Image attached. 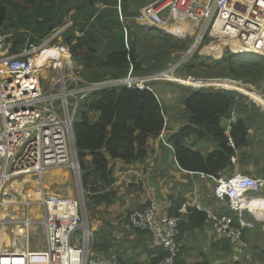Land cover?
Here are the masks:
<instances>
[{"label": "built area", "instance_id": "1", "mask_svg": "<svg viewBox=\"0 0 264 264\" xmlns=\"http://www.w3.org/2000/svg\"><path fill=\"white\" fill-rule=\"evenodd\" d=\"M137 20L150 30L157 26L174 36L180 33L181 26L173 22H191L201 33L187 55L205 35H208L213 51L218 44L231 54L264 55V0H155L141 8ZM72 25L71 20L65 21L41 44L29 42L19 53L10 51V44H6L0 31V195L11 180L26 175L42 176L56 168L68 169L81 179L74 127L82 103L104 88L120 85L144 88L149 86V81L170 76L168 71L142 77L129 72L122 78L86 80L80 70L72 66L70 47L53 44L54 39ZM78 35H84V32H78ZM45 53L49 56L40 62ZM224 53L222 51V55ZM184 59L180 63L185 62ZM50 70L59 75L49 86H44L43 72ZM186 79L195 89L215 85L206 79L197 81L192 76ZM178 82L189 86V83ZM236 83L228 79L216 86L239 88L233 85ZM245 91L249 92L242 88V93ZM263 190L262 177L236 173L227 178H216L214 195L240 213L239 224H235L231 216L196 199L187 202L180 215H171L165 220L157 219L158 203L153 201L146 208L132 212L129 224L133 229L147 230L155 245L167 250L168 255L159 264H176L181 251L179 226L187 206L204 211L208 223L220 238L246 245L244 230L254 224L243 219L242 212L253 201L248 195ZM40 201L44 215L31 218L26 214L22 223L28 233L33 226L43 227L46 247L0 248V264H125L119 255L106 256L93 251L95 231L84 216L80 198L42 192ZM2 204L0 201V206ZM258 219L264 221V214L258 215Z\"/></svg>", "mask_w": 264, "mask_h": 264}, {"label": "trees", "instance_id": "2", "mask_svg": "<svg viewBox=\"0 0 264 264\" xmlns=\"http://www.w3.org/2000/svg\"><path fill=\"white\" fill-rule=\"evenodd\" d=\"M149 3V0H25L24 3L0 0V5L5 4L9 9L7 22L28 17L36 24H49L65 9V21L71 20L73 25L63 32L59 41L70 47L73 60L81 67L80 73L88 81L122 78L129 72L135 76H149L165 69L168 65L166 59L172 54L169 51L188 49V43L181 38L166 33L160 27L149 30V26L137 20L141 8ZM0 31L3 33L5 29L1 28ZM78 32H84V35L79 36ZM9 33L11 37L5 42L10 44L12 53H19L29 42L40 40L28 31ZM55 43H58V38L54 39ZM147 47L150 49L146 51ZM151 48L156 52H151ZM209 59L212 58L196 54L185 65L187 73L198 75L199 70L196 73L194 71L201 67L217 77L264 87V55L229 52L215 59L212 65H209ZM159 83L152 82L144 88L125 85L108 87L93 93L84 101L83 112L75 122L74 135L89 211L111 204L117 198L114 189L116 177L111 161L144 159L149 152L150 139L157 137L165 128L166 112L157 92L159 89L152 88L159 86ZM246 99V95L227 88L201 87L189 90L183 99L184 108L189 114L188 124L170 137L182 169L220 176V171L235 156L236 149L249 142L246 120L238 118L233 122L230 135H227L222 124V119L231 115L235 104L246 106ZM192 136L200 140L213 138L217 147L205 155L187 144V139ZM185 202L183 197L175 198L169 210L170 215H180ZM225 213L233 218L235 224H239L240 218L234 211L227 210ZM207 219L204 211L189 207L179 226V240L183 239L187 230L206 225ZM134 230L138 234H149L147 230ZM103 232L107 235L98 232L99 239L95 234L93 251L109 256L116 252L114 249L117 244L109 234L112 232ZM212 247L229 251L230 239L219 238L212 243ZM184 252L185 245L176 258V264H187ZM148 253L156 254L151 258L152 264H157L168 255L163 248H154ZM119 257L128 264L120 254ZM195 264L210 263L206 260Z\"/></svg>", "mask_w": 264, "mask_h": 264}, {"label": "crops", "instance_id": "3", "mask_svg": "<svg viewBox=\"0 0 264 264\" xmlns=\"http://www.w3.org/2000/svg\"><path fill=\"white\" fill-rule=\"evenodd\" d=\"M149 1L151 3L155 0ZM165 32L167 33L166 30ZM61 36L62 34L58 38V43L55 44L61 43L59 41L62 38ZM215 48L216 51H212L218 55H222V51H226H224L222 47H219L218 44L215 45ZM53 72L57 74V71L55 70L43 72L44 78L47 79L49 74ZM55 79L56 78H53L52 82ZM161 84L159 83L158 89L160 95L159 98L166 112L165 128L157 137H153L150 139L149 152L144 159L132 162H125L121 159L111 161V166L116 177L114 189L117 191V198L111 204H104L97 207L96 210H99V213L98 215H95L93 217L96 218L95 220L99 222L97 227V230L99 229L98 232L105 231L106 229L112 231L117 225L125 226L124 237H121L120 240L119 238L115 239L116 244L120 243L122 246L116 245L115 249L117 253L113 252L112 254H120V256L126 259L128 264H152L151 258L156 256V254L149 255V250L154 248H163L155 245L150 233L138 234L137 232H134V229L129 228V216L127 217V215L132 210L144 209L151 202L155 201L158 203L157 219L165 220L166 218L171 216L169 210L172 206L173 200L178 197H183L186 200L185 204L196 199L206 205L213 207L214 209L218 210V212H220L221 214L223 213L228 215L225 212H227V210H232L240 218V213L231 209L227 201L219 200L216 197L215 202L212 200L210 192L214 185H216V178H227L233 176L236 173H244L264 178L263 102H260L255 98H250V95L247 93H242V88L240 87L232 89L246 95L248 99L244 101L246 104L245 107H242V104L240 103L235 104L231 115L222 119V124L226 129L227 135H230L233 122H235L238 118H243L244 120H246L249 127V142L247 145L236 149L235 156H232V161L229 165H227L220 171V176L218 177L214 175H207L204 173L191 172L182 169L177 161L174 147L170 142V137L174 133L180 132L186 126V124H188L187 119L189 114L184 108L183 99L185 96L188 95L189 90L196 89L191 86L182 85L184 90H182L181 95L177 97V95L173 93V88L171 87L172 84L175 83H167L163 85ZM208 86L213 87L215 85ZM208 138L205 140H200L198 137L192 136L191 138L187 139V144L192 148L201 151L203 154L208 155L217 147V145L214 143L213 138ZM21 177L25 176H20L19 178ZM19 178L9 181L8 184L12 181H17ZM8 184L5 185L4 190ZM38 197L34 199L25 198L23 200V202H29L27 203V206H23L24 216L28 214L31 218L40 217H34L30 213L32 207H38V209L42 208L43 211V206L40 201L41 196ZM248 198L253 199L252 203L254 201L264 200V190L261 191L259 194L250 193L248 195ZM254 198H257V200ZM32 201H35V204H32L30 206V202ZM206 201H208L209 203L211 201V204ZM183 207L180 209V211L183 209ZM189 207L191 206L186 207V211ZM261 214H264V210L256 213L249 208H245V210L242 212V218L248 222L252 221L253 224L256 221H259L262 226L264 224V221H260L258 219V215ZM247 215H249L251 219H248ZM1 217L3 220L5 219V216ZM125 217H127L126 221L120 222L122 218ZM21 218L22 216L20 218L15 219L19 220ZM255 226L256 225L254 224V227L245 228L244 230L245 234L243 236V240L244 242H246V245H242L240 243L236 244L232 240H230L231 248L229 251H225V249L222 248L215 250L212 247V243L217 241L220 237L216 234V232L212 228V225H210L208 222L203 227H194L192 229L187 230L184 233L183 239L180 240L181 249L185 245L184 258L186 263L195 264L196 262L208 260L210 264H264V253H262L260 257L254 258L253 260L254 255H251V250L250 252H245L244 250L247 249L250 244L248 242V239L250 237L253 238L251 242L255 243L256 245L260 246L262 245V243H264V239L262 237V235H264V227H262V231L260 230V234H257L253 231ZM16 228L18 231L19 229H23V227L20 226H17ZM32 228L36 229L35 226H33ZM119 228V226L116 227V229ZM127 233L128 235H126ZM126 242L132 243L130 249L126 248ZM29 245L30 243L28 241V243L25 244L22 249L26 248ZM42 247H46V240ZM1 249L14 250L13 248L7 247ZM251 249L253 250V248ZM161 261H159L157 264H159Z\"/></svg>", "mask_w": 264, "mask_h": 264}, {"label": "rangeland", "instance_id": "4", "mask_svg": "<svg viewBox=\"0 0 264 264\" xmlns=\"http://www.w3.org/2000/svg\"><path fill=\"white\" fill-rule=\"evenodd\" d=\"M16 1L21 2V3L25 2V0H16ZM173 24L181 26L180 33H178V35L176 37H179L185 43H188V49L187 50L169 51V52H172V54L168 55L169 59H166L168 65L165 67V69L163 68L162 70H159V71L155 70L156 72L153 71L155 73H153V72H151V73H153V74L158 73L159 74L161 72L168 71L170 76L178 78V79H182V78L186 79L188 76H192L197 81L202 80V79H206V80H208V82L217 81L218 79H222L221 81H224V80L228 81V79H230V80L232 79V78H226V77H217L214 74H208L205 71L206 69H203L201 67L194 71L196 73L199 70L198 75H195L193 73H187L185 65L190 60H192L196 56V54H199V55L205 56V57L207 56L208 58H212V59L208 60L209 63H211L209 65L214 64V60L222 58L223 55H218L211 50L210 44H209L210 40L208 39V35H205L204 39L199 44H197V47H195L194 51L187 55V51L189 50V48H191L193 45H195L197 39L199 38L201 30L199 28L193 26L192 23L189 21L173 22ZM145 26H147V25H145ZM153 27L158 28L157 26H152V28ZM148 29L150 30V28H148ZM160 29H163V28H160ZM183 29H185V30L183 31ZM193 29H194V31H193ZM9 32H10V30H8V29H5V31L3 32V34L5 36V40L7 38L11 37ZM43 40L44 39L37 40L36 43L41 44L43 42ZM219 47H222V46H219ZM149 49L150 48L147 47L145 50L147 51ZM151 49L153 50V51L151 50V52H154V53L156 52L155 49H153V48H151ZM224 54H229V50H226ZM183 59L185 62L180 63ZM163 60H165V59H163ZM72 61H73V65H72L73 68L81 70V67L73 60V58H72ZM153 74H151V75H153ZM58 75H59V72H57V74L55 72L49 74L47 79H43V85L49 86L52 83V79L57 78ZM232 80L237 81V83L233 84V85L237 86V84H238V87L243 88L249 92H254L255 94L257 93V95L261 99L262 98L264 99V89H262V88H264L263 86L259 87V86L254 85V84L248 85L247 83H244L240 80H235V79H232ZM152 82H161L162 84L175 83V84H172L171 87L173 88L172 89L173 93H175L177 95V97L179 95H181L182 90H184L182 87L183 84H181L178 81H175L173 79L163 78L160 80L149 81L148 83H152ZM205 82H207V81H205ZM227 83H230V82H227ZM152 85H154V84H152ZM184 86H187V85H184ZM189 86L192 87L193 85L189 84ZM204 87H207V86H204ZM213 87L222 88V86H216V85ZM152 88H155L157 90L158 86L155 85ZM170 90H171V88H170ZM157 92L159 93L158 90H157ZM249 97L252 98L251 96H249ZM83 104H84V102L82 103V105L79 108V115L78 116H81V114L83 112ZM208 139H210V138H208ZM54 170H56V171H54ZM61 171H62V173H61ZM25 177L19 178L21 180L18 179L17 181L10 182L6 186L5 190H3V193L0 195V201L1 202L3 201V204L0 206L1 216H3V217L5 216L4 220L0 216L1 217L0 219L2 220V221L0 220V230H1L0 245H1V248L7 247V248H13V249H15V248L16 249H22L24 247V245L28 243V241L30 243L31 249L43 248L42 245L44 244V242L46 240V232H45L43 227H38L36 229H32L30 232V235L28 232H26V236H25V230L24 229H19V231H18L16 228L17 226L24 227V224L22 223V218L25 217L23 214V209H24L23 206L24 205L27 206V203H29V202L26 203V202H23V200L26 198V196L31 195L32 192H38L39 190L41 192H44V193H61V194H65V195H71V196H74L76 198H80L81 203L83 205L84 216L86 219L89 220L90 225L93 228V230L95 231V234L97 236V233L99 230V229L97 230V227H98L99 222L97 220H95L96 218H93V217L95 215H98L99 210H96V209H95L96 211L95 210H90V211L88 210L87 205H86V199H85L86 193H85V190L83 189V186H82V180L79 177H77L72 171L65 169V168H56V169H51V170L45 172L42 176H34V177H30V178H25ZM51 182H53V183H51ZM43 184H45V185H43ZM215 187H216V185H214V187L212 188V190L210 192L211 196H212L211 198L214 202L216 201L215 195H214ZM36 196H37V194L32 195L33 198H35ZM206 202H208V201H206ZM32 204H35L34 201L30 202V206ZM209 204H211V201ZM207 206H209V205H207ZM135 210H132L131 212H129L127 217L130 216L132 214V212H134ZM30 213L34 217H37V216L42 217L44 215V211H42V208H39V209L36 208V210H35V208L32 207L30 210ZM21 216H22L21 219H19V220L15 219V218H20ZM127 217L122 218V220L120 222H122V221L125 222ZM247 218L251 219V217L249 215H247ZM256 222H254V224L256 226L253 229V231L256 232L257 234H260L259 232H260V230L262 231L263 225L261 226L259 221H256ZM118 226L120 228L116 229V227H118ZM116 227H114V230H112V231H110L108 229H106L105 231L112 232L109 234L111 235V237L114 238V240L118 239V238L120 240L121 237H124L125 226L117 225ZM129 228L133 229L130 226V224H129ZM17 231L19 232V234ZM100 232H101V234L105 233L103 231H100ZM3 233H4V235H8L10 237L9 243L8 242L6 243L7 239L4 238ZM102 235L106 236L107 234H102ZM126 235H128V233ZM23 236H25V237H23ZM262 237L264 239V235H262ZM97 238L99 239L98 236H97ZM252 240H253L252 237H250L248 239V242L250 244L247 247V249H244V250H245V252H248V251L250 252V250H251L250 253H251V255L252 254L254 255L253 256V260H254V258L260 257L262 255V253H264V243H262V245L259 246V245H256L255 243L251 242ZM120 245H121L120 243L117 244V246H120ZM125 246H126V248L130 249L132 246V243L126 242ZM255 247H257V248H255ZM115 248H116V246H115ZM251 248H253V250ZM114 250L116 251V249H114ZM116 253H117V251H116ZM237 256H239V255H237Z\"/></svg>", "mask_w": 264, "mask_h": 264}, {"label": "water", "instance_id": "5", "mask_svg": "<svg viewBox=\"0 0 264 264\" xmlns=\"http://www.w3.org/2000/svg\"><path fill=\"white\" fill-rule=\"evenodd\" d=\"M8 7L5 4L0 5V29H8L13 33L18 31L31 32L39 39L46 38L53 30L62 26L66 19L67 11L64 9L59 16L49 24H36L34 20L28 17L15 19L14 21L7 22ZM222 79H218L217 83H222ZM208 81V80H207ZM213 82V81H210ZM236 82V81H234Z\"/></svg>", "mask_w": 264, "mask_h": 264}, {"label": "bare ground", "instance_id": "6", "mask_svg": "<svg viewBox=\"0 0 264 264\" xmlns=\"http://www.w3.org/2000/svg\"><path fill=\"white\" fill-rule=\"evenodd\" d=\"M175 24V23H174ZM191 25V24H190ZM183 26V25H182ZM180 30V29H179ZM185 29H183V31H184ZM187 30V29H186ZM188 31V30H187ZM190 31V30H189ZM192 31V30H191ZM193 31H194V29H193ZM47 53H45V55H42L41 56V60H40V62H43V60L45 59V56H49V55H46ZM172 72V71H171ZM166 77V76H165ZM168 78H170V79H173V80H175V81H180V82H185V83H189V84H193L192 82H190L188 79H184V80H180V79H178V78H175V77H172V76H169ZM223 82H225V80L223 81ZM212 83H214L215 85L216 84H219V83H217V81H213ZM238 85V84H237ZM245 88V87H244ZM255 91V90H254ZM246 92V91H245ZM247 94H249L252 98H255L256 100H258V101H260V102H263L264 103V100L263 99H261L258 95H257V93L255 94L254 92H246ZM262 94V93H261ZM54 171H56V170H54ZM65 172V171H64ZM63 172V173H64ZM61 173H62V171H61ZM66 173V172H65ZM30 177H32L31 175H26V177L25 178H30ZM40 183V182H39ZM43 185H45V184H43ZM33 194H37V196L35 197V198H37L38 196H41V191L39 190L38 192H32V194L31 195H28V196H26V198H31V199H34L33 197H32V195ZM39 198V197H38ZM254 199H256L257 200V198H254ZM35 202V201H34ZM249 206V208L251 209V210H253L254 212H261V211H263L264 210V200H261V201H254L253 203H251L250 205H248ZM38 208V207H37ZM35 210H36V208H35ZM35 213V212H34ZM1 218V217H0ZM1 220V219H0ZM18 232V231H17ZM19 233V232H18ZM3 236H4V238L5 239H7V241L6 242H8L9 243V241H10V237L8 236V235H4V233H3ZM23 247V246H22ZM14 250H17V249H14Z\"/></svg>", "mask_w": 264, "mask_h": 264}]
</instances>
